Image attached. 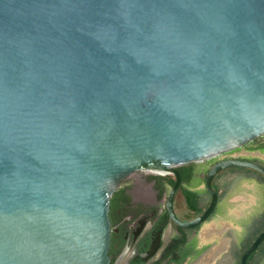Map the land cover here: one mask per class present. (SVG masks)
Instances as JSON below:
<instances>
[{
    "label": "water",
    "instance_id": "1",
    "mask_svg": "<svg viewBox=\"0 0 264 264\" xmlns=\"http://www.w3.org/2000/svg\"><path fill=\"white\" fill-rule=\"evenodd\" d=\"M264 136V0H0V264H111L112 196ZM264 241V230L239 264Z\"/></svg>",
    "mask_w": 264,
    "mask_h": 264
},
{
    "label": "flooded vegetation",
    "instance_id": "2",
    "mask_svg": "<svg viewBox=\"0 0 264 264\" xmlns=\"http://www.w3.org/2000/svg\"><path fill=\"white\" fill-rule=\"evenodd\" d=\"M253 149L259 154L264 151V148L258 146ZM232 158L258 163L252 160L254 157L244 155ZM258 164L264 167V163ZM194 181L195 172L188 181L181 177V187L173 201V212L180 222L195 219L208 206L209 202L205 208H201L199 200L194 208L189 204V195L194 194L200 199L201 192L193 187ZM150 183V187H122L111 198V264H192L209 248V243H197L198 232L203 225L186 229L175 224L167 209L168 192L173 185L168 186L162 181ZM219 203L218 194V203L207 222L218 213Z\"/></svg>",
    "mask_w": 264,
    "mask_h": 264
},
{
    "label": "rangeland",
    "instance_id": "3",
    "mask_svg": "<svg viewBox=\"0 0 264 264\" xmlns=\"http://www.w3.org/2000/svg\"><path fill=\"white\" fill-rule=\"evenodd\" d=\"M263 144H264V136L244 146L243 149L232 151L231 156L237 157L238 155L245 154L248 157H251V155L255 153L253 149L254 146L261 147ZM252 160L257 161L258 163H264V151L261 152V155H258L257 158L255 159L252 158ZM217 161L218 159L213 158L210 160H205L201 163L192 164L194 172L197 174L199 178L198 185H200V187L198 191L201 192L199 199V205L201 208H205V206L209 202V195L206 194L205 192V185H204L205 177L207 175L208 170ZM151 176L163 177L160 175H155L147 172H136L122 182L121 188L131 187V186L138 188L140 185H142L143 187L145 186L150 187L151 186L150 182L152 181V178H150ZM261 176L262 175H260L256 171L241 169V168L226 170L221 172L217 176L214 187L216 186V189L219 194L220 208L218 213L214 215V217L206 224H204L202 228L199 230L197 243L198 245H202L203 243V241H201L199 238L200 232H201V239L206 240L205 242H207L215 237V236L214 237L210 236V238H208V235L215 233L213 232V230L214 231L218 230L223 232L222 238L228 240L229 244L226 246V242L228 241L226 242L221 241L220 243L224 242L226 246L224 253L219 256V259L216 260V262L208 263V261L207 262L205 261L207 253L210 252V250L218 244V241L214 240L212 243L209 244L208 250L201 255L204 256L203 257L204 259L202 258V263L200 261L201 260V256H200L192 264H238L241 251L244 252L251 245V243L258 236L257 232L264 227V223H262V220L260 221V219H253L250 226V230L252 229L250 235L247 230L246 232H244L243 230L244 228L236 229L234 228V226H231V224L235 225L238 222L246 221V218L240 215L243 214L245 215L244 212L245 207H252L251 205H253L250 202H244L243 200L240 201L239 198L234 200V196L239 194L240 192H244V189L242 190L240 188H237L234 190L233 187H231V181H233L235 177H242V178L252 177L264 183V179H262L263 176L262 177ZM166 177H171V176L166 175ZM254 205L256 206L258 205V203L254 202ZM224 225L226 227L227 225H229V228H227L225 232L223 231ZM237 246L241 248L237 249Z\"/></svg>",
    "mask_w": 264,
    "mask_h": 264
},
{
    "label": "crops",
    "instance_id": "4",
    "mask_svg": "<svg viewBox=\"0 0 264 264\" xmlns=\"http://www.w3.org/2000/svg\"><path fill=\"white\" fill-rule=\"evenodd\" d=\"M244 156H247L245 154H242ZM258 155H261L257 152L253 153V155H251V157L257 158ZM198 181L199 178L197 176V174L195 173V181L193 183V187H196L197 190H199L200 185H198ZM231 187H233V189H244V192H240L239 194L234 196V200L238 199L240 201H244V202H250L254 205V202H257L258 205H251L252 207H245V215H240V216H244L246 218V221L244 222H238L235 225L231 224V226H234V228L236 229H243L244 232H246V230L249 232V235L251 234V230H250V226H251V222L253 219H260V221L262 220V223H264V183L259 181L258 179H254L252 177H235V179L233 181H231ZM219 208H220V203H219ZM242 223V224H241ZM229 228V225H227V227L224 225L223 231L225 232V230ZM216 229V228H215ZM217 230V229H216ZM264 230V227L262 229H260L257 233L260 234L262 231ZM202 231V230H201ZM218 231V230H217ZM214 232V230H213ZM220 234L218 235H208L210 238L214 237L213 239H210L209 241L205 242L206 240H202L201 239V232L199 235V238L201 241H203V243H212L214 240L218 241V244L216 246H214L210 251H212L214 248L218 247V245H220L219 243L221 241H228L222 238L223 236V232L222 231H218ZM229 244V241L226 242V246ZM225 246V249H226ZM241 247L237 246V249H240ZM225 249L217 256V258L213 261L216 262V260L219 259V256L221 254L224 253ZM209 253V252H208ZM207 253V255H208ZM254 254V253H253ZM204 259V258H203ZM202 263V260H201ZM249 264H264V241L260 244V246L257 248L255 254L253 255V257L251 258V260L249 261Z\"/></svg>",
    "mask_w": 264,
    "mask_h": 264
},
{
    "label": "trees",
    "instance_id": "5",
    "mask_svg": "<svg viewBox=\"0 0 264 264\" xmlns=\"http://www.w3.org/2000/svg\"><path fill=\"white\" fill-rule=\"evenodd\" d=\"M260 148H264V144H263ZM177 170H178V172L180 173L182 179L185 180V181H188L189 178H190L191 176H193V174H194V169H193V165H192V164L181 166V167H179ZM261 177H262V176H261ZM150 178H152V181H153V182H154V181H155V182H156V181H159V182L162 181L164 184H167L168 186H172V185H173V181H174V179H172L171 177H166V176H163V177H155V176H151ZM163 178H164V179H163ZM262 179H264V178L262 177ZM214 184H215V181L213 182L212 185H213V188L217 191L216 186L214 187ZM117 192H118V191H117ZM188 198H189V199H188V202H189V204L192 206V208L196 207V205H197V203H198V200H199V197L196 196V195H194V194H192V195H189ZM193 198H194V199H193ZM112 203H113V201H112ZM112 206H113V204L111 205L110 212H111ZM109 217H110V213H109ZM242 254H243V251H241V254H240V256H239V260H240V257L242 256ZM254 254H255V253H254ZM254 254H252V255L249 257V259H248V261H247V264H249V261L251 260V258L253 257ZM239 260H238V264H239Z\"/></svg>",
    "mask_w": 264,
    "mask_h": 264
},
{
    "label": "bare ground",
    "instance_id": "6",
    "mask_svg": "<svg viewBox=\"0 0 264 264\" xmlns=\"http://www.w3.org/2000/svg\"><path fill=\"white\" fill-rule=\"evenodd\" d=\"M147 173H151V174H155V175H163V174H159L157 172H151V171L147 172ZM214 232H215L214 235H218L219 234L218 231H214ZM224 249H225V243L224 242L220 243V245H218V247H216L215 249H213L212 251L209 252V254L205 258L206 259L205 261L206 262L208 261V263H212Z\"/></svg>",
    "mask_w": 264,
    "mask_h": 264
},
{
    "label": "built area",
    "instance_id": "7",
    "mask_svg": "<svg viewBox=\"0 0 264 264\" xmlns=\"http://www.w3.org/2000/svg\"><path fill=\"white\" fill-rule=\"evenodd\" d=\"M233 156H231V152L230 153H227V154H224V155H220L218 157H216V159H218V161L220 160H224V159H229V158H232Z\"/></svg>",
    "mask_w": 264,
    "mask_h": 264
}]
</instances>
